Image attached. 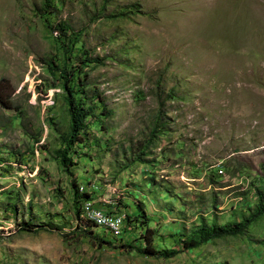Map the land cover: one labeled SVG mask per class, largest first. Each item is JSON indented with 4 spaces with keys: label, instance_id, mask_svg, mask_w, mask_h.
Returning <instances> with one entry per match:
<instances>
[{
    "label": "rangeland",
    "instance_id": "rangeland-1",
    "mask_svg": "<svg viewBox=\"0 0 264 264\" xmlns=\"http://www.w3.org/2000/svg\"><path fill=\"white\" fill-rule=\"evenodd\" d=\"M0 78V264H264V213L197 235L264 201V0H0Z\"/></svg>",
    "mask_w": 264,
    "mask_h": 264
},
{
    "label": "trees",
    "instance_id": "trees-1",
    "mask_svg": "<svg viewBox=\"0 0 264 264\" xmlns=\"http://www.w3.org/2000/svg\"><path fill=\"white\" fill-rule=\"evenodd\" d=\"M86 61L80 62V65H83ZM80 66H78L79 69ZM64 77V76H63ZM71 81V80H67ZM13 88L5 78H0V108L8 109L11 107V97L13 95ZM67 106H68V115H69V133L67 136V148L72 149L74 148V143L77 142V135L79 134L80 130H82V124L83 119L86 116V110L83 108V105L79 103V101H74L71 98L67 99ZM60 158V164L65 167V152H62L59 156ZM66 169V168H65ZM74 187V185H73ZM88 197L87 194L81 193L79 194V198L85 199ZM257 199L256 208L254 211H252L246 219H244L242 222L231 224V225H222V226H214L209 225L206 229L200 231L197 233L198 239L200 241H205L209 238L218 237V236H232L236 234H240L245 226L249 223V221H252L257 216L264 213V201L262 200L261 196ZM138 210V217H144L143 212ZM129 219V217L127 216ZM136 221V220H135ZM89 224V226H96L94 223L85 221ZM139 226L144 225V221L140 222ZM149 230H144L143 233L140 234L141 240L144 242V247L141 249L142 252L146 255H151L152 250L149 249V243H150V237L148 236ZM200 241H197L195 243L189 244L186 248H191L197 245Z\"/></svg>",
    "mask_w": 264,
    "mask_h": 264
},
{
    "label": "built area",
    "instance_id": "built-area-1",
    "mask_svg": "<svg viewBox=\"0 0 264 264\" xmlns=\"http://www.w3.org/2000/svg\"><path fill=\"white\" fill-rule=\"evenodd\" d=\"M88 207L93 214V218H99L106 222H115V228L117 229V233L120 235L122 241L125 238L127 227L130 225L134 226L133 221H126L124 219V213L122 211L111 213L106 209H99L98 206L91 201ZM134 227L137 228V226Z\"/></svg>",
    "mask_w": 264,
    "mask_h": 264
},
{
    "label": "bare ground",
    "instance_id": "bare-ground-1",
    "mask_svg": "<svg viewBox=\"0 0 264 264\" xmlns=\"http://www.w3.org/2000/svg\"><path fill=\"white\" fill-rule=\"evenodd\" d=\"M90 219L92 221H94L95 223H97L98 225L103 226V227H107L109 230H111L115 234H118L117 233V229L115 228V222H106V221H103V220H101L99 218H93V214L92 213L90 214ZM124 219L126 220L125 215H124Z\"/></svg>",
    "mask_w": 264,
    "mask_h": 264
}]
</instances>
